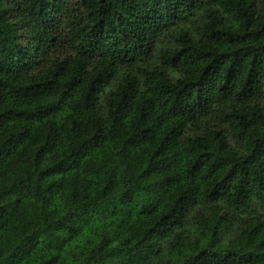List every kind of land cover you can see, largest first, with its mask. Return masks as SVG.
<instances>
[{"label": "trees", "instance_id": "1", "mask_svg": "<svg viewBox=\"0 0 264 264\" xmlns=\"http://www.w3.org/2000/svg\"><path fill=\"white\" fill-rule=\"evenodd\" d=\"M0 264H264V0H0Z\"/></svg>", "mask_w": 264, "mask_h": 264}]
</instances>
